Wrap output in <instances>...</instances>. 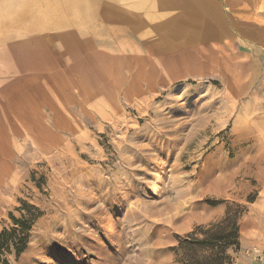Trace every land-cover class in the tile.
Masks as SVG:
<instances>
[{"label": "rangeland", "instance_id": "1", "mask_svg": "<svg viewBox=\"0 0 264 264\" xmlns=\"http://www.w3.org/2000/svg\"><path fill=\"white\" fill-rule=\"evenodd\" d=\"M139 1L114 4L131 15ZM202 2L205 40H117L109 0L101 13L93 0H0V50L32 38L20 56L40 51L21 57L45 81L24 83L34 71L2 51L0 230L34 219L12 264L264 253V0Z\"/></svg>", "mask_w": 264, "mask_h": 264}, {"label": "crops", "instance_id": "2", "mask_svg": "<svg viewBox=\"0 0 264 264\" xmlns=\"http://www.w3.org/2000/svg\"><path fill=\"white\" fill-rule=\"evenodd\" d=\"M119 1L122 3L126 2V0ZM93 2L95 7L94 11L101 13L103 11L99 6L101 0H93ZM109 2L110 6L108 12L110 14V36L117 40H121L122 38H130L132 40L140 38L143 40H175L176 36L179 35L183 36L185 40H205L213 34L212 28L206 24L201 27L194 21L197 17L196 7L203 4L202 0H140L138 3L131 5V10L133 12L131 15L127 14L126 11H122L119 5L114 4V0H109ZM178 18L184 23L182 24L180 22L182 24L181 27H179V25L175 27V23L172 22L174 19V21L179 22L176 20ZM69 26L73 25L69 24ZM181 28L184 29L177 34V30H181ZM172 31L175 33L173 32V35H170ZM3 40H5V38H3ZM32 40V38L28 40H20L18 45L19 48L22 45L31 44ZM9 48L17 50L16 52L12 50L10 51L12 52V55L17 58L16 60L20 63L21 69H29V71H34V69L37 70V66L33 62L26 64L21 56H24L25 59L33 60L35 58H40L39 56L43 55L42 53H39L40 51H33L31 50L32 47H29V51L24 49L20 56L21 52L19 51V48L14 46L13 43L9 44L7 49ZM7 49L4 48L0 50V55L2 54V51L5 53ZM37 76L38 75L34 71V74L25 77L24 83L33 84L38 81V83L36 82L37 86H39V89L42 91L44 85L41 87L40 82L44 84L45 81L39 80ZM3 112L4 110L0 108L1 115H3ZM2 119L4 120L0 122V152L3 151L5 156V154L8 155L10 153L6 146L8 144L7 137H9V131L7 130L8 124L4 115ZM251 264L258 263L253 261Z\"/></svg>", "mask_w": 264, "mask_h": 264}, {"label": "trees", "instance_id": "3", "mask_svg": "<svg viewBox=\"0 0 264 264\" xmlns=\"http://www.w3.org/2000/svg\"><path fill=\"white\" fill-rule=\"evenodd\" d=\"M13 220V226L0 230V264H12L9 256L18 257L26 250L28 245L34 219L24 216L22 218L13 217ZM234 228L237 233L236 221L234 222Z\"/></svg>", "mask_w": 264, "mask_h": 264}, {"label": "built area", "instance_id": "4", "mask_svg": "<svg viewBox=\"0 0 264 264\" xmlns=\"http://www.w3.org/2000/svg\"><path fill=\"white\" fill-rule=\"evenodd\" d=\"M258 255L260 256V258H258L257 260L260 262V264H264V253L260 251Z\"/></svg>", "mask_w": 264, "mask_h": 264}, {"label": "bare ground", "instance_id": "5", "mask_svg": "<svg viewBox=\"0 0 264 264\" xmlns=\"http://www.w3.org/2000/svg\"><path fill=\"white\" fill-rule=\"evenodd\" d=\"M4 18V17H3ZM260 251L258 250L257 251V254L254 255V258L253 259H256L257 263L260 264V262L257 260L258 258H260V256L258 255Z\"/></svg>", "mask_w": 264, "mask_h": 264}]
</instances>
